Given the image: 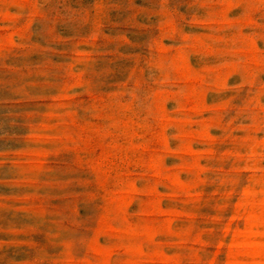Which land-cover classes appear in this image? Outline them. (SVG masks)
Returning a JSON list of instances; mask_svg holds the SVG:
<instances>
[{"label": "rangeland", "instance_id": "rangeland-1", "mask_svg": "<svg viewBox=\"0 0 264 264\" xmlns=\"http://www.w3.org/2000/svg\"><path fill=\"white\" fill-rule=\"evenodd\" d=\"M0 264H264V0H0Z\"/></svg>", "mask_w": 264, "mask_h": 264}]
</instances>
